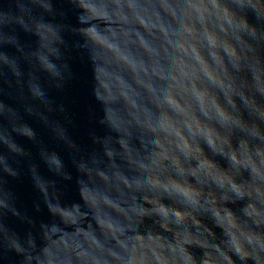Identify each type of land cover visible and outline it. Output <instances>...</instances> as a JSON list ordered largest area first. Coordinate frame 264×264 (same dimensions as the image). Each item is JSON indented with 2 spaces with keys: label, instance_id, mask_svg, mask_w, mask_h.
<instances>
[{
  "label": "clouds",
  "instance_id": "9594fccd",
  "mask_svg": "<svg viewBox=\"0 0 264 264\" xmlns=\"http://www.w3.org/2000/svg\"><path fill=\"white\" fill-rule=\"evenodd\" d=\"M0 264H264V0H0Z\"/></svg>",
  "mask_w": 264,
  "mask_h": 264
}]
</instances>
